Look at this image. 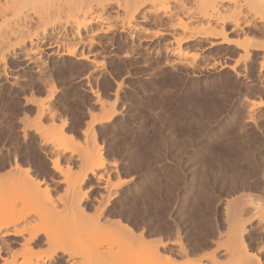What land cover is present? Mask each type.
<instances>
[{
  "label": "rangeland",
  "instance_id": "obj_1",
  "mask_svg": "<svg viewBox=\"0 0 264 264\" xmlns=\"http://www.w3.org/2000/svg\"><path fill=\"white\" fill-rule=\"evenodd\" d=\"M244 17L239 21L242 32L237 35L227 28V39L233 42L238 39L240 42L245 35V40L251 39L246 43L261 47L264 45V33L259 28L261 24L257 19L251 21L250 16ZM151 21L147 27L152 32L158 27H166L165 20H162L164 24L153 19ZM118 35L109 33L103 41L100 40L104 43L101 44L104 48L102 53L106 54L98 57V68L90 71L85 63H64L59 64V68L54 67L53 84L56 91L49 106L51 113L44 116L45 121L48 117L53 119L48 118L51 121L47 120L46 123L43 120L41 124L46 128L56 125L53 130H58L60 124L64 126L68 152L59 150L61 154L54 144L42 142L39 133L34 131L35 126L32 128L36 108L28 99L31 93L35 98L41 95L35 77L20 74L19 79L14 80L12 65L6 66L4 76H0V194L8 199L15 198L13 191L18 189L13 188H19L16 184L21 185L17 183L21 177L17 171L20 170L19 173L23 171V178L28 177L29 184L34 181L32 185L40 188L39 193L46 190L53 199H60L59 196L64 198L66 186L56 183L61 178L52 170V161H57L63 168L67 166L72 169L75 166L72 178L79 175L81 167L75 160L80 155H77V151L74 153L79 145L75 142L83 144V133L88 129L87 138L90 133H95L96 149L102 150L107 172L101 183L106 179L110 182L107 188L110 194L107 189L97 190L96 179L86 180L81 189L82 194H86L82 199L86 206L85 214L91 218L96 213L97 202L108 200V219L128 228L124 235L116 234L115 241L110 239L106 243L107 236H102L105 238L100 243L101 249L117 254L114 250L120 244L118 242L122 244L125 241L123 244L137 247L143 241L150 248L160 242L169 248L170 242L177 241L174 243L181 244L182 249L191 253L190 258L186 252L190 260L183 258L184 261L187 259L184 262L167 248L166 253H169H165L166 259L158 262H198L200 257L203 259L226 245L225 202L264 201V106H257L259 102L264 103V62L263 65L259 63L263 59L261 55L264 54L261 53L264 47L262 51L260 48L258 51L251 50L248 59L243 61V57H239L242 52L233 45L235 43L211 47V40L207 43L192 40L183 45L188 54L198 53L193 62L187 60L190 61L189 67L177 64L173 56L162 50L166 44L163 40L153 45L155 49L158 48L155 50L158 53L144 57V50L135 47V53L139 54L136 53L134 57L127 60L110 58V46L113 44H119L123 49L121 52L131 49L130 40L125 42ZM11 82L15 83L14 86ZM111 102L114 107L110 105ZM107 103L116 112L113 117L100 124L91 123L94 117L109 109ZM101 106L104 111H101ZM88 127L92 128L90 132ZM67 155L72 156L70 161ZM3 198L1 200L0 197L2 208L8 201ZM11 211L4 212V220L9 219ZM36 221L34 225L39 224L40 220ZM256 231L245 234V244L249 252L264 264V232L258 231L259 234ZM102 232L99 230V234ZM96 233L99 235L95 232L90 234V238L94 239L91 236ZM87 237L86 243L84 240L82 244L86 245L88 240L90 242L88 234ZM7 243L0 242V264L7 260L12 262V254H19L18 244ZM110 243L113 247L106 249ZM122 245H118L120 249ZM46 249L42 244L35 245L30 257L28 254L27 257H42ZM23 257H18L16 263L25 262L27 258ZM128 257L132 260L134 256ZM125 259L123 262H127ZM53 264L65 263L61 260Z\"/></svg>",
  "mask_w": 264,
  "mask_h": 264
},
{
  "label": "bare ground",
  "instance_id": "obj_2",
  "mask_svg": "<svg viewBox=\"0 0 264 264\" xmlns=\"http://www.w3.org/2000/svg\"><path fill=\"white\" fill-rule=\"evenodd\" d=\"M228 13H230V15L227 16ZM246 15L250 16V19L252 18L251 21L257 19L261 24L259 28H261L264 33V0H0V76L4 73L6 66L10 64L14 71L12 76L14 80H18L20 74H28L35 77V83L40 87L41 95H39V98H35L31 93V97L28 99V101L33 102L36 108V117H33L35 121L32 119V123H34L32 128L35 126L34 129L36 128V130L34 131L39 133L40 139H42V142L46 143V145L49 143L51 145L54 144L55 147H53L56 150L68 152L66 147L67 142H65L64 139L65 134L63 133L64 126L60 124L58 130L55 128L53 130V127L56 125L50 126L49 124L50 127L46 128V125L43 127L41 124L44 120V116L51 113L49 106L51 105L56 91L54 88V67H58L59 64L62 65L64 63L73 65L85 63L88 65L87 67H89V70L98 68L100 63L98 57L105 53H102L104 48L101 47V44L103 45L104 43L100 42V40L105 38L109 33L120 34L125 42L130 40V44L127 43L131 45L130 50L121 52L123 49L120 48L121 46H118L119 44L111 45L110 42L111 49L109 51V56L113 59L120 57L123 60H127L130 57L136 56L135 54L138 52L135 53V47L142 48L145 57V55L155 52L156 49L158 50V48L155 49L153 46L156 41L163 40L166 44L164 46L162 45V50L165 51L166 54L173 56L177 64L181 66L185 64L187 66L190 62L187 60H192L191 62H193L198 53L194 55L191 52L189 55L187 53L188 51L185 50L186 48H183V45L192 40H194V42L198 40L200 43L211 40V47L224 43H235L233 45L237 46L236 48L240 49L242 52V55H239V57L245 58V60L243 58L242 60L246 61L249 57L248 55L252 52L251 50L257 49L258 51L259 48L261 49L264 45L260 47L257 44L252 45L250 43L248 44V42L246 43L247 38L246 40L244 39L246 37L245 35L240 39V42L243 40L241 44L238 39L236 40L238 42L235 40L233 42V40L229 41L226 36V32L229 29L230 33H235L237 35L242 32V25L239 24V21H241L240 19H242V16L244 17ZM152 19L161 22L165 20L166 27L163 29L158 27L159 30L157 28V30H153L152 32V29L149 28L151 29L149 30L147 27ZM152 22L153 21L150 23L152 24ZM244 41L245 43H243ZM250 41L251 39L249 42ZM125 47L126 46H124V48ZM97 48H99V50H97ZM260 51H262V49ZM140 54L142 55V53ZM261 54H264V49ZM262 56L264 55H261L263 59L259 62L260 65H263L262 63L264 62V57ZM236 74L237 73H235V75ZM33 76L31 77L34 82ZM14 84L15 83L11 82V85L14 86ZM107 105L109 108V103H107ZM110 105L114 107L112 102ZM257 106L263 107L264 103L259 102ZM112 107L110 106V111H108L109 109L104 111L105 109L101 106L102 110H100L104 112L99 115V117L93 116L94 118L92 117L91 123L100 124L113 117L116 112ZM48 118L53 119L51 117ZM48 118H46V121L44 120V123H46L47 120L51 121ZM87 131L88 129L83 133V139L85 140H83L84 143L81 144L82 146L79 142H75L76 145H79L78 148L76 147L77 150L75 149L74 152L70 149L74 153L77 151V155H80L79 158L76 156L77 159L74 157V159H76L75 161H78L81 167V170H79L80 168L77 162L78 170L81 172L79 175L76 174L75 178H72V175L75 174H72V169L75 166L72 169L67 166L63 168L59 166L57 161H52V170L61 178L60 180L58 179L56 183H64L66 186L64 198L61 199V196L58 195L60 199H53L48 195L46 190L44 193L41 192L42 194L39 193L40 188L32 185L34 181L29 184L28 177L23 178V171L19 173V169L17 173L21 175L22 178L19 176L20 181L17 183L20 182L19 184L21 185H16L19 186L20 189L23 187L22 191L20 192L19 188H13V186V189H18V191H16L19 194L11 189L15 196V198L11 199L7 197L6 199L2 193L0 194L1 200L2 197H4V201L8 200L4 208L0 206V242L2 244H6L7 242L18 244L20 248V251L18 250L19 254H12V262L11 260L7 262L9 260L6 261L4 259L6 262L1 264H53L61 260H63L65 264L168 263L167 261L158 262L166 259L164 257L169 253H166L168 248L167 245L165 246V244L160 242L157 246L150 248L145 246L146 244H144L142 240V245L139 243L140 245L137 247H133L134 245L132 246L129 243L123 244L125 241L122 245L121 242L117 241L120 243L118 245H122V248L120 249L117 245L119 250L116 246V251L114 250V252L118 254V251L122 250V252H119L121 256L114 253L116 254L115 256L113 252L109 253V251L106 250V252L101 249L100 243L102 238H105L102 236H107L105 238L106 243L107 240L109 241L110 239L115 241L116 234L122 233V235H124L123 232L127 233L128 230L126 229L128 228L122 227L119 223H114L112 220L108 219V214L106 212L109 205L108 200L107 202H105L106 200L97 202V206L94 209L96 213L93 216L91 215V218L88 217L90 215L87 213L85 214L86 206L83 205L82 199L86 194H82L81 191L82 187L85 185V181L89 178L96 179L97 190L102 191H106L107 188L109 189L108 185L110 184L107 179L102 182L103 184L101 183L103 180L102 177L106 175L107 168L102 158V150L96 149V141L94 140L95 133H90V139V136L87 138L89 134H87ZM68 159L70 161L72 156ZM28 184L31 186H28ZM120 184L121 183H119V185ZM108 189L107 191H109ZM114 192L112 193L114 194ZM107 193L110 194V191ZM102 198H104V196ZM252 201H240L237 204L225 202V205H223V215H225L224 223L226 224V231H224L225 233L222 232V234H225L224 238L226 245L219 251L215 250L209 255L206 253V257H202L203 259L200 257L198 262L195 258L196 262L192 263L190 261L191 263L188 262V264H263L258 257L249 252L244 239V236H246L245 234L251 230L264 232V201L260 203L258 201V203L255 201H253L255 202L253 203ZM3 210H12L9 219H3L5 216V211ZM92 214L94 213L92 212ZM36 219L40 221L39 224L34 225ZM99 230L103 232L99 234ZM83 232L85 234H83ZM92 232H98L99 234L97 235L96 233V235L91 236L94 237L95 241L90 238V234H93ZM87 234L90 242L88 240L85 245L82 244V242L85 240L84 243H86L85 237H87ZM83 235H85V237L82 241ZM261 235L263 236V234ZM219 237L222 236H217V238ZM15 238L20 239L16 241ZM126 240L128 241V239ZM178 240L180 239L178 238ZM174 242H170L171 245H169L170 247L168 250L174 252L175 256L182 260L183 258L190 260L187 257L188 252L186 249H182L184 247H181V244V246L178 245V243L175 244L177 241ZM165 243L167 244V242ZM38 244L46 246V253H44L42 257L29 259V254L32 253V247ZM110 244H108L109 246L106 245L107 247L105 248L108 249L110 246L113 247V245ZM27 254L29 257H27ZM190 254L188 253L189 257ZM122 255L128 259L130 258L128 255H133L134 257L133 259L131 258L132 260H126ZM23 256L26 257L27 260L25 262L16 263V259ZM122 258L127 262H123ZM187 259L183 261L187 262ZM168 260L173 262L169 257ZM183 261L181 262L183 263Z\"/></svg>",
  "mask_w": 264,
  "mask_h": 264
}]
</instances>
